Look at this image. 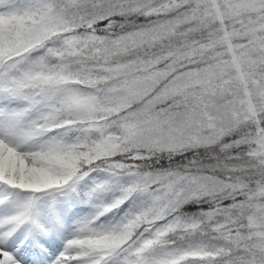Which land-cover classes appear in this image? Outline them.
<instances>
[{"label": "snow or ice", "instance_id": "snow-or-ice-1", "mask_svg": "<svg viewBox=\"0 0 264 264\" xmlns=\"http://www.w3.org/2000/svg\"><path fill=\"white\" fill-rule=\"evenodd\" d=\"M0 264H264V0H0Z\"/></svg>", "mask_w": 264, "mask_h": 264}]
</instances>
